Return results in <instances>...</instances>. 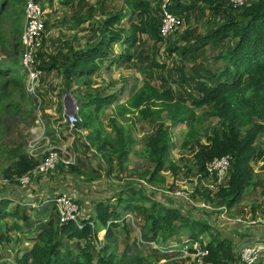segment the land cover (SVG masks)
<instances>
[{
	"label": "trees",
	"instance_id": "trees-1",
	"mask_svg": "<svg viewBox=\"0 0 264 264\" xmlns=\"http://www.w3.org/2000/svg\"><path fill=\"white\" fill-rule=\"evenodd\" d=\"M0 1V47L6 52L0 61L1 132L14 119H22L26 115L31 120V105L34 101L26 93L25 74L20 60L23 33L21 20L24 11L19 8L9 9L8 0ZM87 1L63 0V3L71 5L78 2L81 6ZM197 1L205 5L207 10L209 8L208 11L224 19L205 36H193L192 31L187 32L185 40L189 43L184 46L183 54L198 53L213 42L225 44L227 39H230L231 45L220 54L223 61L221 69L217 73H210L208 78L197 81L199 96L191 105H187L169 84L164 90H159L149 83L143 85L133 96L130 108L128 104L116 106V112L110 119L114 138L108 132L103 133L98 124L93 125L99 120L98 113L104 107L115 105L119 95L101 97L100 93L96 92L78 96L77 91L73 89L76 85L91 84L90 79L100 73L103 62L114 53V46L117 44L124 48L118 56L119 60L132 61L133 50L139 42L138 36L149 32L145 14L146 0H127L133 8L130 28L121 27L127 17L124 13L110 14L98 31L92 30L98 37L97 42L86 45L82 50L69 47L65 55L56 54L48 59L42 52V46L36 57L37 67L48 73L62 71L63 87L74 96L79 108L81 121L74 131L92 129L93 133L88 139L109 166L113 164L114 158L119 161L121 168L127 160L135 141L131 131L120 125L118 120L133 113L142 121L163 120L178 127H187L182 148L190 151L192 155V164L187 169L191 174L195 172L203 175L207 164L215 159L231 156L232 167L227 186L217 187L214 198L210 194L205 197L207 201L216 205L225 204L227 209H231L253 186V163H264V147L256 146L264 136V0H255L239 11L233 9L229 0ZM194 7L195 4L185 3L184 0H169L167 9L178 16L186 15L194 10ZM8 21L14 29L9 42H6L1 27ZM161 22L162 17L159 27L154 31L158 42L169 39L160 34ZM160 67L162 66L157 65V68ZM104 68L108 70L109 66ZM204 108L207 110L204 111ZM211 119L217 120V126L211 134H203L204 123ZM170 125L158 124L143 149V155L154 165L147 181L158 186H164L166 183L163 172L172 146ZM9 154L12 161L4 170V175L14 184L17 183V178L32 172L41 161L28 155L20 145L11 149ZM69 168L73 173L83 175L78 167L70 165ZM171 170L177 175V168L173 165ZM113 199L116 204H110L109 201L98 202L94 213L80 220V228L73 221L60 223L58 213L52 218L49 216L46 223L39 222L27 214L25 204L13 203L2 196L0 227L5 220L14 219L17 233L24 234L27 241L31 242V247L22 249L21 256L17 255L13 264H146L155 257L146 254L144 249L149 245L143 246L140 241H135L134 246L138 252H127L128 255L121 256L117 246L109 242L104 245L100 243V235L103 232L106 241L117 242L116 236L122 225L120 222H123V212L137 213L143 218L142 229L146 232L149 243L159 241L160 244H167L175 240L178 245L189 246L190 251H193V244L201 243L209 251L205 264H243L239 254L235 252L233 240L220 238V232L214 231L206 221H199L189 214L183 215L179 209L162 206L141 191L132 193L129 189L122 190L115 194ZM76 201L79 205L78 200ZM11 204L13 207L10 210ZM18 221L28 226L27 231ZM35 222L37 226L34 228ZM33 232L36 235H33ZM205 232L210 236L207 242L202 240ZM180 233L188 237L186 241H180L181 244L176 242ZM71 243H75L77 254L70 248Z\"/></svg>",
	"mask_w": 264,
	"mask_h": 264
},
{
	"label": "rangeland",
	"instance_id": "rangeland-1",
	"mask_svg": "<svg viewBox=\"0 0 264 264\" xmlns=\"http://www.w3.org/2000/svg\"><path fill=\"white\" fill-rule=\"evenodd\" d=\"M27 1L8 0L9 9L19 8L24 11ZM164 2L165 0H146L145 14L149 32L138 36L139 42L133 50L132 61H120L118 56L124 48L115 45L114 53L103 62V69L90 79L91 84L76 85L73 89L77 91L78 96L96 92L100 93L101 97L119 95L115 105L104 107L98 113L99 120L93 125L98 124L103 133L108 132L113 138L110 119L116 112L118 104H128L130 108L135 93L149 83L159 90H164L169 84L187 105H191L192 101L199 96L197 81L208 78L210 73H217L221 69L223 61L220 54L231 45L230 39H227L225 44L213 42L198 53L183 54L184 46L189 43L185 40L187 32L192 31L193 36H205L210 29L217 28L216 25L224 19L208 11L209 8L207 10V7L197 0H184L185 3L195 4L194 10L186 15L178 14L181 23L177 34L158 42L154 37V31L159 27ZM40 3L46 10L47 29L43 34L41 45L44 46L42 52L47 59L56 54L65 55L69 47L82 50L86 45L97 42L98 37L92 30L98 31L110 14L124 13L127 17L121 27L130 28V15L133 12L127 0H88L81 6L78 2L65 5L63 0H41ZM3 24L1 27L3 39L9 42L14 28L9 25V21ZM21 25L23 31L25 15L22 16ZM5 54L6 52L0 47V61ZM157 65L162 67L157 68ZM106 66L112 68L107 71L104 68ZM62 77V71L45 72L37 96H30L34 101L31 105L33 118L29 120L25 115L24 118L14 119L8 126L2 128L0 132V198L2 196L9 200L13 198V203L25 204L28 215L38 219L39 222L46 223L49 221V216L52 218L54 214L57 215L56 207L53 208V203H49L53 199L48 201L55 193L72 195L78 200L82 217L85 218L94 213L98 202L109 201L110 204H116L114 195L129 189L132 193L143 192L146 197L153 198L162 206L179 209L183 215L189 214L199 221H206L214 231L220 232V238L227 237L233 240L237 254L243 246L257 238L253 235L255 229L247 228V226L252 220L259 221L260 224L264 222V163H253L255 172L253 186L237 205L231 209H227L225 204L216 205L205 198L208 194L212 198L215 197L214 193L218 187L215 178H205L203 175L199 177V174L195 172L192 174L187 172L192 164L190 151L182 148L184 135L188 131L187 127H178L163 120L142 121L136 113H133L125 119L118 120L120 125L131 131L135 141L127 160L122 168L116 158L109 166L103 155L88 139L93 133L92 129L83 128L77 132H70L69 128L63 124L62 131L60 130L59 133L55 131L54 127H58L63 121V115L73 113L77 106L71 93L70 99L66 98L68 91L63 87ZM24 80L26 86V75ZM197 112L201 113V111ZM160 123L171 124L172 137L168 163L163 172L166 178L164 186L147 181L154 165L143 155L146 141L152 137L156 126ZM216 126L217 120L206 121L203 134H211ZM202 139L204 142V138ZM18 145L22 146L28 155L36 153L37 159L41 160L40 163L54 147L67 146L66 152L72 157L71 165L78 167L83 175L73 173L69 166L60 164L56 170L47 175H33L31 183L26 187L20 185L22 177L17 178V183L14 184L5 178L4 170L11 165L9 151ZM256 146L264 147V136L260 138ZM34 150L36 152H33ZM172 165L177 168V175L172 172ZM144 183H149L153 187L146 189L142 187ZM203 205L208 209H204ZM12 207L13 204L9 209L11 210ZM240 221L243 222L244 227L239 226ZM142 222L143 218L137 213L123 212V222H120L122 225L116 236L117 242L106 241L105 232H103L100 235V243L104 245L109 242L117 246L118 253L122 256L128 255L127 252L137 253L134 242L140 241L143 246L149 245L144 249L146 254L155 256L146 264H195L191 258L183 257L179 251H166L171 245L180 248L175 240L167 244H160L159 241L149 243L145 236L146 232L142 229ZM18 223L27 231L28 226L24 222L18 221ZM14 224L16 221L9 218L0 227V264L4 261L7 262L6 264H13L16 256H21L22 249L31 247V242L27 241L24 234L17 233ZM33 225L35 228L37 223ZM33 235L36 233L33 232ZM185 235L180 233L176 242L186 241L188 237ZM202 237L204 242L210 240L207 232ZM69 246L77 254L75 243ZM256 264H264V255Z\"/></svg>",
	"mask_w": 264,
	"mask_h": 264
},
{
	"label": "built area",
	"instance_id": "built-area-1",
	"mask_svg": "<svg viewBox=\"0 0 264 264\" xmlns=\"http://www.w3.org/2000/svg\"><path fill=\"white\" fill-rule=\"evenodd\" d=\"M40 1L41 0H28L26 2L25 28L21 36L22 54L20 60L23 72L27 76L26 93L33 97L37 96L38 89L45 75V72L37 67L38 64L36 60L37 54L42 47L41 40L46 31L47 22L46 10L41 5ZM253 1L254 0H229L233 9L236 11L250 5ZM168 5L169 0H165L160 27V34L163 38H170L177 34L181 23L180 17L174 15L167 9ZM75 109L73 113L63 115L61 124H59L58 127H54L57 133H59L60 130L62 131L61 125L63 124L68 126L70 132L76 129V126L81 120L79 118L78 106H76ZM66 147H54L43 162L39 163L32 172H29L21 178L20 185L22 187L28 186L31 183L33 175H47L49 172L56 170L60 164L67 167L73 164L71 163L72 157L66 152ZM33 152H36V150ZM30 156L32 158L38 157L36 153ZM231 167L232 157L224 156L207 164L206 172L203 176L215 178L218 187H226L230 179ZM201 175H199V177H201ZM150 186L151 185L148 183L142 184V187L146 189H150ZM50 199H53V201L49 203H53V206L55 205L57 213L59 214L60 223L63 224L73 221L82 228L80 220L84 219V217H82L80 206L72 195H68V193L62 195L55 194V196L50 197L48 201H50ZM10 200L13 201V198H10ZM202 207L208 209L205 205ZM239 226L244 227L243 222L240 221ZM247 228L255 229L253 235L257 238L253 240L252 243L243 246L238 254L243 264H256L264 255V222L260 224L259 221L252 220L249 222ZM179 246L180 248H176V245H171L166 251H179L183 257L191 258L195 264H205V259L209 256V251L204 245L201 243L193 244V251H190L189 246Z\"/></svg>",
	"mask_w": 264,
	"mask_h": 264
},
{
	"label": "water",
	"instance_id": "water-1",
	"mask_svg": "<svg viewBox=\"0 0 264 264\" xmlns=\"http://www.w3.org/2000/svg\"><path fill=\"white\" fill-rule=\"evenodd\" d=\"M66 98H67V99H68V98L70 99V93H69V92L67 93ZM71 100H72V98H71ZM74 107H75V106H73V108H74Z\"/></svg>",
	"mask_w": 264,
	"mask_h": 264
},
{
	"label": "crops",
	"instance_id": "crops-1",
	"mask_svg": "<svg viewBox=\"0 0 264 264\" xmlns=\"http://www.w3.org/2000/svg\"><path fill=\"white\" fill-rule=\"evenodd\" d=\"M119 44H117L116 46H118ZM120 47H122L121 45H119ZM5 57V56H4ZM3 57V58H4ZM112 67H109V69L107 70V71H109L110 69H111ZM63 78V77H62ZM76 105H77V103H76Z\"/></svg>",
	"mask_w": 264,
	"mask_h": 264
},
{
	"label": "clouds",
	"instance_id": "clouds-1",
	"mask_svg": "<svg viewBox=\"0 0 264 264\" xmlns=\"http://www.w3.org/2000/svg\"><path fill=\"white\" fill-rule=\"evenodd\" d=\"M254 1H255V0H254ZM254 1H253V2H254ZM251 3H252V2H251ZM251 3H250V4H251ZM25 5H26V4H25ZM24 15H25V10H24ZM178 17H179V16H178Z\"/></svg>",
	"mask_w": 264,
	"mask_h": 264
}]
</instances>
